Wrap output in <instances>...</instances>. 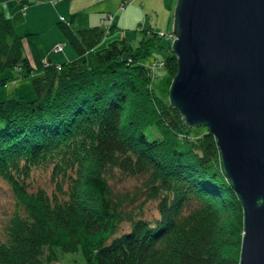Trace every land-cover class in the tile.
I'll return each mask as SVG.
<instances>
[{"label": "trees", "instance_id": "trees-1", "mask_svg": "<svg viewBox=\"0 0 264 264\" xmlns=\"http://www.w3.org/2000/svg\"><path fill=\"white\" fill-rule=\"evenodd\" d=\"M58 24L79 56L42 55L39 35L18 33L0 11V72H38L35 95L0 99V177L25 208L0 239V264H50L54 247L79 246L87 264H239L244 208L217 137L206 124L195 134L153 86L159 66L172 77L178 69L172 37L165 57L147 61L166 34L152 26L136 43L123 36L96 48L104 27ZM41 167L51 189L31 187ZM119 172L143 180L115 191ZM149 200L158 214L146 217Z\"/></svg>", "mask_w": 264, "mask_h": 264}, {"label": "water", "instance_id": "water-1", "mask_svg": "<svg viewBox=\"0 0 264 264\" xmlns=\"http://www.w3.org/2000/svg\"><path fill=\"white\" fill-rule=\"evenodd\" d=\"M169 99L206 124L244 208L239 264H264V0H176Z\"/></svg>", "mask_w": 264, "mask_h": 264}, {"label": "rangeland", "instance_id": "rangeland-1", "mask_svg": "<svg viewBox=\"0 0 264 264\" xmlns=\"http://www.w3.org/2000/svg\"><path fill=\"white\" fill-rule=\"evenodd\" d=\"M129 1L0 0V11H4L6 15L11 16L18 33L36 32V38L38 35L40 38V41L39 38L36 40L40 45V53L57 62L64 60L65 55L73 56V52H77L73 51V47L61 33L58 20L65 18V16L66 21L69 19L70 22H68L74 28H85L93 25H99L105 28V35L96 48L106 45L114 38L117 39L123 36L133 37L134 40L132 41L136 43L138 37H141L145 33L143 28L152 26L155 30H161V32H165L166 34L159 39L163 46L157 47L149 55L147 61L154 57H165L168 52L166 45L169 44L171 37L167 34L172 31L176 0H131L130 3ZM125 2V5H121V3ZM111 25L115 27L109 30ZM58 46L61 47L58 48ZM41 49H44L47 54H44V51L42 52ZM76 54L73 57H76ZM85 56H87L90 64L94 65L97 63V57L94 51L85 52ZM83 58H85L84 55H80V59ZM174 71V73L177 72V65ZM37 73L34 70L31 74L24 75L23 72H20L14 67L1 71L0 81L3 77H6L7 82L0 83V99L10 97L13 94H21L26 97L35 95L32 78ZM15 75L16 77H14ZM172 78L166 65L159 66L153 76L155 90L166 99H169V88ZM204 130V125H198L193 128L195 134H200ZM32 176L36 179V184L31 185L33 189H37L38 187L51 189L52 181L49 170L41 167L36 172H33ZM116 176H119L120 180L117 178L112 182L115 191H124L130 187L134 190L143 180L140 176H125L124 173L122 175L120 172ZM146 204L148 208L146 217L150 214H153L152 216L158 214L155 204L151 200L147 201ZM16 212L25 213V208L14 195L12 185L3 177H0L1 240H6L10 219ZM128 224L126 222L125 226ZM45 249L47 251V247ZM54 249L56 258L50 261V264H87L81 246L74 250H63L59 247H54ZM46 257L44 256V260H46Z\"/></svg>", "mask_w": 264, "mask_h": 264}, {"label": "bare ground", "instance_id": "bare-ground-1", "mask_svg": "<svg viewBox=\"0 0 264 264\" xmlns=\"http://www.w3.org/2000/svg\"><path fill=\"white\" fill-rule=\"evenodd\" d=\"M173 26V25H172ZM172 32H173V27H172ZM175 33L173 32V37L175 38ZM173 38V39H174ZM173 39H172V41H173ZM177 56V55H176ZM178 62V61H177ZM46 63V62H45ZM178 70V69H177ZM169 101H170V99H169ZM171 103V102H170ZM218 143V142H217ZM218 146H219V148H220V150H221V147H220V144L218 143ZM221 152V151H220ZM221 157H222V154H221ZM229 176V175H228ZM231 179V178H230ZM232 181V180H231ZM232 184H233V182H232ZM233 186H234V184H233ZM234 188H235V186H234ZM236 189V188H235Z\"/></svg>", "mask_w": 264, "mask_h": 264}, {"label": "built area", "instance_id": "built-area-1", "mask_svg": "<svg viewBox=\"0 0 264 264\" xmlns=\"http://www.w3.org/2000/svg\"><path fill=\"white\" fill-rule=\"evenodd\" d=\"M131 2V0L129 1V3ZM126 4V2L125 3H121V5H125ZM61 19H63V18H61ZM168 36H173V32L172 31H170L168 34H167ZM61 46H58V48H60Z\"/></svg>", "mask_w": 264, "mask_h": 264}, {"label": "crops", "instance_id": "crops-1", "mask_svg": "<svg viewBox=\"0 0 264 264\" xmlns=\"http://www.w3.org/2000/svg\"><path fill=\"white\" fill-rule=\"evenodd\" d=\"M65 18H66V16H65ZM65 18H63L65 21H66V19ZM61 19V18H60ZM59 21V20H58ZM68 21H69V19H68ZM70 22V21H69Z\"/></svg>", "mask_w": 264, "mask_h": 264}]
</instances>
